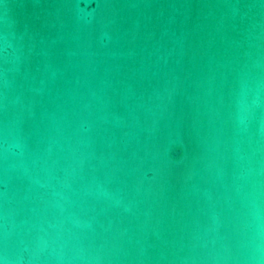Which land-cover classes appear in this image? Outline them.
<instances>
[{
	"label": "water",
	"instance_id": "obj_1",
	"mask_svg": "<svg viewBox=\"0 0 264 264\" xmlns=\"http://www.w3.org/2000/svg\"><path fill=\"white\" fill-rule=\"evenodd\" d=\"M0 264H264V0H0Z\"/></svg>",
	"mask_w": 264,
	"mask_h": 264
}]
</instances>
